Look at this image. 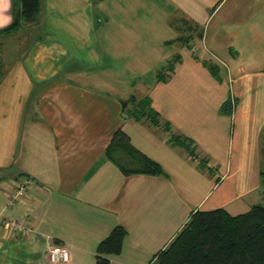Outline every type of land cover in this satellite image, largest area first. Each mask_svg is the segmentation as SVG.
<instances>
[{"label": "crops", "instance_id": "1", "mask_svg": "<svg viewBox=\"0 0 264 264\" xmlns=\"http://www.w3.org/2000/svg\"><path fill=\"white\" fill-rule=\"evenodd\" d=\"M19 2L0 0L1 53L28 36L25 22L6 31ZM157 18L186 28L170 40L179 43L173 72L142 87L158 125L132 113V91L142 88L111 78L140 50L131 25L156 31ZM33 23L43 37L0 77V213L34 231L0 225V264H50L52 245L69 248L68 264H96L99 245L118 227L126 236L111 264H155L193 213L237 216L260 204L264 0H42ZM118 130L163 172L122 171L107 154ZM26 179L33 186L9 207Z\"/></svg>", "mask_w": 264, "mask_h": 264}, {"label": "trees", "instance_id": "2", "mask_svg": "<svg viewBox=\"0 0 264 264\" xmlns=\"http://www.w3.org/2000/svg\"><path fill=\"white\" fill-rule=\"evenodd\" d=\"M221 1L219 0V3ZM41 7L42 0H20L18 16L6 31L16 29L22 21L36 22ZM192 29L189 24L187 30L191 33ZM193 37V34H190L189 37L178 40L188 42ZM198 37L202 38V33H198ZM173 68L171 65L168 71L173 72ZM210 68L214 75L217 74L216 67L210 65ZM144 100L138 101L135 97L130 100L134 106L132 113L136 118L149 117L158 125L159 114L151 108V101ZM128 104L127 102L126 110ZM232 105L233 102L228 100L224 107L230 109ZM127 113L130 116L128 110ZM180 142L186 145V141ZM192 146V143L188 142L187 148L191 154ZM107 154L125 173L163 172L160 164L131 145L128 135L123 130H118L115 134ZM261 177L262 203L237 216L229 214L225 209L199 210L193 213L171 244L157 255L155 264H264V171ZM125 236L124 228H116L99 245L96 264H111L109 257L120 254Z\"/></svg>", "mask_w": 264, "mask_h": 264}, {"label": "rangeland", "instance_id": "3", "mask_svg": "<svg viewBox=\"0 0 264 264\" xmlns=\"http://www.w3.org/2000/svg\"><path fill=\"white\" fill-rule=\"evenodd\" d=\"M119 14L121 15V19H126L125 16H127V13L125 10L119 11ZM147 16H151V14L140 18H142L143 21V18H148ZM114 17L116 19V15ZM22 22V24H24V21ZM25 23H29L28 36L26 39H22V47H20V49L18 48V46L12 49L6 48L2 53L0 52V65L2 66V68H0V77L4 76V71L7 67L8 62L16 61L15 59H17V56L21 54L24 48L29 49V47L32 45V43H34L35 40L38 41L39 38L43 37V35L40 33L41 28L39 29V26H35L33 22L25 21ZM157 23L158 25L156 27V31L154 26L149 27L148 30V28L143 27L142 25L139 28L131 25L132 29L135 28L133 33L134 36L138 39V41L141 40V43L138 44L140 50L136 51L134 56H132L133 59L131 63L127 64L125 61V63L121 64V68L115 69L113 71L114 74H111V78L115 79L114 84L118 87L123 86L127 88V90L134 87L137 88L138 86L139 89H141L142 87H153L155 81L161 80L162 78H165L167 76L169 67L171 65L175 66L176 57L172 58V56L173 51L175 52V50H177V46L179 43L177 41H174L172 43L173 40H170L175 37L177 32L183 31L186 28H184V26L180 23H175V21H172L171 24L173 29L167 23H164L162 19H159ZM17 44L19 45V42H17ZM127 71L134 73H127ZM144 90L146 89L144 88ZM144 90H138L137 92L132 91V93H134V96H132V98L134 99L135 97L136 99H138V101H140L141 99H146L144 101L150 102L151 98L147 96V90ZM142 95H144V97ZM218 197H221L220 191L213 192L209 195L207 201L212 202V200L217 199ZM248 200L250 202V199H247V201ZM260 203H262V200Z\"/></svg>", "mask_w": 264, "mask_h": 264}, {"label": "built area", "instance_id": "4", "mask_svg": "<svg viewBox=\"0 0 264 264\" xmlns=\"http://www.w3.org/2000/svg\"><path fill=\"white\" fill-rule=\"evenodd\" d=\"M31 186H33L32 179L21 181L14 193L9 197V207L15 206L19 199L28 194ZM0 225L5 226L7 229L14 233L30 234L33 229L25 226L17 220H8L2 217L0 213ZM57 249L60 251L57 252ZM48 259L50 264H68L70 262V251L66 245H52L48 251Z\"/></svg>", "mask_w": 264, "mask_h": 264}, {"label": "clouds", "instance_id": "5", "mask_svg": "<svg viewBox=\"0 0 264 264\" xmlns=\"http://www.w3.org/2000/svg\"><path fill=\"white\" fill-rule=\"evenodd\" d=\"M60 250L59 249H57V252H59Z\"/></svg>", "mask_w": 264, "mask_h": 264}]
</instances>
